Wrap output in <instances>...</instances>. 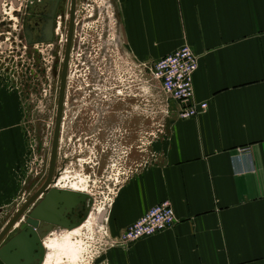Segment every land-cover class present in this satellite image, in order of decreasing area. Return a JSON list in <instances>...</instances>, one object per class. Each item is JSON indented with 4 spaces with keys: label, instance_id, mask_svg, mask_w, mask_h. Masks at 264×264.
<instances>
[{
    "label": "crops",
    "instance_id": "crops-1",
    "mask_svg": "<svg viewBox=\"0 0 264 264\" xmlns=\"http://www.w3.org/2000/svg\"><path fill=\"white\" fill-rule=\"evenodd\" d=\"M114 1L115 44L129 60L149 70L191 46L194 101L209 103L183 119L176 102L158 161L115 194L117 236L163 201L176 224L114 264H264V0ZM20 107L15 93L0 90V231L19 205L27 152Z\"/></svg>",
    "mask_w": 264,
    "mask_h": 264
},
{
    "label": "rangeland",
    "instance_id": "rangeland-1",
    "mask_svg": "<svg viewBox=\"0 0 264 264\" xmlns=\"http://www.w3.org/2000/svg\"><path fill=\"white\" fill-rule=\"evenodd\" d=\"M78 10L79 14L87 16L85 28L94 24L92 29L96 31L98 28V33H101L104 38H107L110 33V37L118 40V21L114 0H80ZM87 58L92 59L91 53H88ZM137 64L128 61L126 66L117 67L116 70L121 82L124 77L119 75L123 69L133 72L131 82L135 84L133 97L126 98V101L131 102L133 115L129 143H121L125 147L120 146L118 149V146L113 145L114 142L110 140L111 132L106 131L108 126L104 124H101L104 131L101 132L98 151L93 149L95 141L79 140V134L78 138L74 136L76 131L69 136H73V139H68L63 134L56 173L50 190H58L63 198L66 192H77L79 202L67 215V227L54 225L51 231L42 229V232L36 236L31 234L28 238L17 237L20 229L13 232L2 247H7L8 253L14 255L21 254L18 248L22 247L21 259L23 260L20 264L122 263L125 253L129 256L133 245L141 240L138 239L126 245L114 243L118 233L111 231L113 225L111 206L115 194L125 183L158 161L161 143L165 141L169 133L176 101L168 98L162 91L151 69L148 70L146 67L147 72L144 74L145 72L140 68L142 65ZM143 75H146V78ZM84 94L80 89L76 92L78 101L70 103V106H78L74 110L78 111L79 106L83 105ZM140 94H142L141 97ZM122 102H124L123 99L118 103ZM43 106L21 104L20 107L27 140V152L19 170L21 198L26 194V199H29L45 182L50 169L56 105H51V119L50 121L47 119L46 123L41 120ZM76 117L77 113L70 115L69 119L76 121ZM109 127L112 130V127ZM129 151L131 152L127 156ZM45 197L39 199L35 203L36 206ZM66 199L69 200L70 205V198ZM53 203L55 202L52 200ZM101 209L105 210L99 220L97 212ZM25 221L24 219L23 222ZM62 229L67 230L64 244L60 247L55 245V249L51 251L47 248L46 241L52 237L54 230ZM131 258H134V255H131Z\"/></svg>",
    "mask_w": 264,
    "mask_h": 264
},
{
    "label": "flooded vegetation",
    "instance_id": "flooded-vegetation-1",
    "mask_svg": "<svg viewBox=\"0 0 264 264\" xmlns=\"http://www.w3.org/2000/svg\"><path fill=\"white\" fill-rule=\"evenodd\" d=\"M79 3L80 0H8L6 13L0 5V90L15 93L20 105H44V123L51 119V105H56L57 117L71 35L60 139L63 134L73 139L69 136L76 131L74 136L79 134V140L95 141L93 149L98 151L104 124L111 132L113 145L123 148L121 143H129L131 138L133 116L131 102L126 98L133 97L135 84L131 83L132 71L123 69L121 82L116 70L130 60L110 33L104 38L98 28L93 30L92 22L91 28H85L87 16L79 14ZM88 53L92 59L87 58ZM140 68L146 74V67ZM78 89L85 94L77 111L74 109L78 106L70 103L78 101ZM122 99L124 102L118 103ZM75 113L77 119L71 121L70 115Z\"/></svg>",
    "mask_w": 264,
    "mask_h": 264
},
{
    "label": "built area",
    "instance_id": "built-area-1",
    "mask_svg": "<svg viewBox=\"0 0 264 264\" xmlns=\"http://www.w3.org/2000/svg\"><path fill=\"white\" fill-rule=\"evenodd\" d=\"M8 0H0L3 7ZM12 6V4H10ZM1 7V8H2ZM0 8V12L2 11ZM8 16V15H6ZM199 68V57L191 46L185 44L171 54L154 63L151 73L159 81L162 91L168 98L175 100L181 106L179 115L183 119L197 116L205 112L208 102L195 103L194 75ZM61 149V145H60ZM241 153H249V147L239 149ZM23 199V201H21ZM28 199L26 194L19 196L18 204L23 205ZM19 205L18 208L19 209ZM176 224V213L169 201H163L151 207L144 215L129 225L114 240L115 244L126 245L132 241L149 237L165 231Z\"/></svg>",
    "mask_w": 264,
    "mask_h": 264
},
{
    "label": "water",
    "instance_id": "water-1",
    "mask_svg": "<svg viewBox=\"0 0 264 264\" xmlns=\"http://www.w3.org/2000/svg\"><path fill=\"white\" fill-rule=\"evenodd\" d=\"M73 23L71 25L72 30ZM72 34V32H71ZM71 44V35L69 37L68 51H67V59L64 67V77L63 83L60 92V99L58 104L57 117L55 122L54 136H53V144H52V153H51V161H50V169L48 172V176L45 182L42 184L40 188L26 201V203L17 211V213L13 216V218L8 221L5 226L0 231V264H20L23 259L22 247H19L18 250H21V254L17 253L14 255L9 254L7 247H2L6 240L16 232L18 229L15 228L18 222L22 221L25 218V222L20 225V232L18 233V238H28L33 234H39L43 230L51 231L54 225H60L67 227L68 220L67 215L73 211V207L79 201L77 199V192L67 193L63 198L61 194H59L58 190H50L52 186V182L56 173L57 161H58V153H59V142H60V130H61V117H62V108H63V99L65 93V77L66 70L68 65V56ZM69 192V191H68ZM62 197H60V196ZM43 196H46L45 199L36 206V202L41 199ZM66 198H70L69 200ZM52 200L55 202L52 204ZM35 204V205H34ZM29 212V213H28ZM28 213V215H27ZM17 241V239H15ZM14 241V243H15ZM17 244V243H15Z\"/></svg>",
    "mask_w": 264,
    "mask_h": 264
},
{
    "label": "bare ground",
    "instance_id": "bare-ground-1",
    "mask_svg": "<svg viewBox=\"0 0 264 264\" xmlns=\"http://www.w3.org/2000/svg\"><path fill=\"white\" fill-rule=\"evenodd\" d=\"M105 209H101L99 210L97 213H98V219L101 220V217L103 215V211ZM24 221V220H22ZM18 222L17 225L15 226L16 229H20V225H21V222ZM66 229L65 230H54L53 233H52V237H50L47 241H46V245H47V248H49L51 251L55 249V245H57L58 247H60L61 245L64 244V239L66 238L67 234H66ZM55 233V234H54ZM73 232H71L72 234ZM54 248V249H53ZM48 262V261H46Z\"/></svg>",
    "mask_w": 264,
    "mask_h": 264
}]
</instances>
